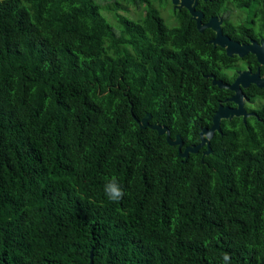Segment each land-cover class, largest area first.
I'll list each match as a JSON object with an SVG mask.
<instances>
[{"label": "trees", "instance_id": "obj_1", "mask_svg": "<svg viewBox=\"0 0 264 264\" xmlns=\"http://www.w3.org/2000/svg\"><path fill=\"white\" fill-rule=\"evenodd\" d=\"M123 1L147 6L131 19L116 0H0V264H264V90L243 89L254 117L221 119L209 153L179 156L138 121L196 144L230 94L204 74L228 82L239 58L183 7L168 26ZM195 8L231 39L264 32V0Z\"/></svg>", "mask_w": 264, "mask_h": 264}, {"label": "water", "instance_id": "obj_2", "mask_svg": "<svg viewBox=\"0 0 264 264\" xmlns=\"http://www.w3.org/2000/svg\"><path fill=\"white\" fill-rule=\"evenodd\" d=\"M170 3L172 4V8L179 9L183 7L187 10L190 18L194 21L197 31H202L204 28H210L213 31V36L209 39V42L213 46L217 45L223 48L225 55H236L241 57L247 53H252L255 55L256 60L264 65V50L262 48L264 39H261L259 44L253 39H250L247 43H239L222 33L220 28L221 19L218 16H210L206 21H201L203 14L200 10L195 8L196 0H170ZM209 76L212 85H216L218 88H226L233 92L227 100L232 101L235 106L229 107L219 104L211 117V124L208 127H202L199 130V141L196 144L186 145L180 150V145L182 144L180 136L175 134L173 138H170L166 126L158 123L149 124V114H145L138 121L139 126H149L155 129L158 134L164 133L166 142L170 145H176L178 155L183 158H186L189 152H196L201 146H205L202 155L209 153V138L212 136L214 130H219V121L221 119L230 118L231 116H241L242 119H244L249 114H253L247 113L243 108L244 94L242 93L241 88L246 87L250 83L264 88V75L259 76L257 70L253 73L249 72V70H237L236 76L230 83L222 82L221 80L216 79L212 74ZM88 257V264H92L91 253H89Z\"/></svg>", "mask_w": 264, "mask_h": 264}, {"label": "flooded vegetation", "instance_id": "obj_3", "mask_svg": "<svg viewBox=\"0 0 264 264\" xmlns=\"http://www.w3.org/2000/svg\"><path fill=\"white\" fill-rule=\"evenodd\" d=\"M171 8H172V6H171ZM178 10V9H176V8H172V10ZM199 10V9H198ZM219 18H221L220 16H218ZM224 34V33H223ZM250 39H253V40H255L258 44L260 43V40L261 39H264V32L262 33V35H260V36H258L257 35V37H251V36H249L247 39H246V41H238L239 43H247V42H249V40ZM233 40H235V39H233ZM237 41V40H236ZM263 50H264V42H263ZM251 56L253 59H254V62H251L250 60H249V58H248V56ZM239 58V60H238V62L236 63V65H233V66H231V67H229L228 68V71H231V72H233V76H232V78L230 79V81H228V82H225V83H230L233 79H234V77L236 76V72H237V70H249V72H255L256 70L258 71V74H259V76H263L264 75V65H262V64H260L257 60H256V57H255V55L254 54H252V53H247V54H245V55H243V56H241V57H238ZM252 68H254V69H252ZM210 74H204V76L206 77V76H209ZM210 77V76H209ZM217 79V78H216ZM220 80V79H219ZM222 82H224V81H222ZM250 84H253V83H250ZM250 84H248L246 87H242L241 88V91H242V93L244 94V92H243V89L244 88H247ZM253 85H255V84H253ZM256 86V85H255ZM256 87H258V86H256ZM259 88H262L263 90H264V88L263 87H259ZM226 89V88H225ZM227 90H229V89H227ZM230 91V90H229ZM233 92L232 91H230V94L228 95V96H226V97H224L222 100H218V103H217V106L220 104V105H222V106H229V107H234L235 106V104L232 102V101H229V100H227V98L232 94ZM259 99L257 98V97H255L254 99H249V98H247L246 97V95L244 94V97H243V108H244V110L247 112V113H253V114H249L248 116H253L254 117V115H255V113H254V111H253V109L254 108H256L257 106H258V104H259ZM217 108V107H216ZM248 116H246L244 119H242V117L241 116H238V117H240V119H241V121L244 123L245 122V120H246V118L248 117ZM231 117H233V116H231ZM230 117V118H231ZM230 118H225V119H230ZM257 118V117H256ZM210 124H211V122H210ZM214 132H218V131H216V130H214L213 131V133Z\"/></svg>", "mask_w": 264, "mask_h": 264}, {"label": "rangeland", "instance_id": "obj_4", "mask_svg": "<svg viewBox=\"0 0 264 264\" xmlns=\"http://www.w3.org/2000/svg\"><path fill=\"white\" fill-rule=\"evenodd\" d=\"M116 1L118 2L119 5L124 7V10L122 11L118 10V12L124 14L126 17L131 18V19L139 13L140 14L143 13L147 6L146 4L142 3L138 7H134L130 3H127L123 0H116ZM148 1H149L150 6H153L157 10H159L161 16L163 17L164 21L166 22L168 26L175 24V20L173 19V16L171 14L172 4L170 3V0H148ZM101 13L102 15H104L106 19L112 22V19L110 18L109 13H106L104 11H102ZM228 15H229V18L231 19H241V16L237 15V13H235L233 9L230 10Z\"/></svg>", "mask_w": 264, "mask_h": 264}, {"label": "clouds", "instance_id": "obj_5", "mask_svg": "<svg viewBox=\"0 0 264 264\" xmlns=\"http://www.w3.org/2000/svg\"><path fill=\"white\" fill-rule=\"evenodd\" d=\"M104 193L107 199L111 202H119L125 195L124 189L121 187V185L117 182L115 178H112L105 183ZM223 260L225 264H230V256L228 254H225L223 256Z\"/></svg>", "mask_w": 264, "mask_h": 264}]
</instances>
